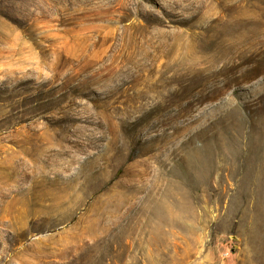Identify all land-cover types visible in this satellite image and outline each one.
<instances>
[{
	"label": "rangeland",
	"instance_id": "obj_1",
	"mask_svg": "<svg viewBox=\"0 0 264 264\" xmlns=\"http://www.w3.org/2000/svg\"><path fill=\"white\" fill-rule=\"evenodd\" d=\"M0 264H264V0H0Z\"/></svg>",
	"mask_w": 264,
	"mask_h": 264
}]
</instances>
